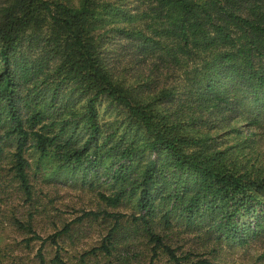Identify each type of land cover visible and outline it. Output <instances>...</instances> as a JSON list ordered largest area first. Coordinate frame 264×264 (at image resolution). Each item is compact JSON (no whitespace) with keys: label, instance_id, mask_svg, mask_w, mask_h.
I'll list each match as a JSON object with an SVG mask.
<instances>
[{"label":"trees","instance_id":"16d2710c","mask_svg":"<svg viewBox=\"0 0 264 264\" xmlns=\"http://www.w3.org/2000/svg\"><path fill=\"white\" fill-rule=\"evenodd\" d=\"M130 3L0 0V156L10 141L26 195L30 150L84 182L106 169L117 189L100 199L136 198V222L171 264L188 255L149 227L157 207L165 228L175 212L188 225L206 216L216 241L243 245L264 232V0ZM109 34L128 42L127 60L104 56ZM102 99L125 116L114 142ZM218 117L232 125L212 137Z\"/></svg>","mask_w":264,"mask_h":264},{"label":"rangeland","instance_id":"374dc122","mask_svg":"<svg viewBox=\"0 0 264 264\" xmlns=\"http://www.w3.org/2000/svg\"><path fill=\"white\" fill-rule=\"evenodd\" d=\"M130 7L136 6L130 0ZM128 42L118 34H109L104 43V56L116 58L129 50ZM125 54L119 56L127 60ZM124 57V58H123ZM101 135L118 129L112 138L122 133L124 114L105 99L98 103ZM218 128L211 131L216 137L225 133L232 122L214 119ZM264 132V121L259 125ZM224 146L234 145L232 137L221 136ZM0 156V264H55L56 253L65 264H171L159 247L150 241L144 227L135 219L140 211L136 198L125 197L119 206L112 207L100 195L112 196L116 186L106 178L104 168L97 176L84 182L81 171L72 172L59 167L53 159L39 161L31 150L25 158L29 195L11 171L14 147L2 143ZM264 159V146L258 150ZM261 161V160H260ZM264 163V161H263ZM258 167L259 161H251ZM162 210L148 220L163 243L169 245L184 264H264V232L249 242L238 245L228 240L216 241L217 231L209 229L206 216L188 225L177 213L170 215V227H164ZM93 212L98 215L84 216ZM68 229L63 233L64 229ZM209 229V230H208ZM55 241V243L53 242ZM206 263H204V262Z\"/></svg>","mask_w":264,"mask_h":264}]
</instances>
